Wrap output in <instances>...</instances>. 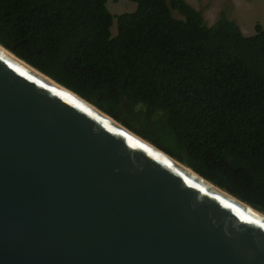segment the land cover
I'll return each instance as SVG.
<instances>
[{"label":"water","instance_id":"1","mask_svg":"<svg viewBox=\"0 0 264 264\" xmlns=\"http://www.w3.org/2000/svg\"><path fill=\"white\" fill-rule=\"evenodd\" d=\"M41 74L0 49V264H264L263 212Z\"/></svg>","mask_w":264,"mask_h":264},{"label":"trees","instance_id":"2","mask_svg":"<svg viewBox=\"0 0 264 264\" xmlns=\"http://www.w3.org/2000/svg\"><path fill=\"white\" fill-rule=\"evenodd\" d=\"M127 1L114 17L107 0H0V45L264 213V28Z\"/></svg>","mask_w":264,"mask_h":264},{"label":"rangeland","instance_id":"3","mask_svg":"<svg viewBox=\"0 0 264 264\" xmlns=\"http://www.w3.org/2000/svg\"><path fill=\"white\" fill-rule=\"evenodd\" d=\"M193 8L201 12L207 25H212L221 12L234 21L245 36L255 34L256 25L264 28V0H184ZM106 7L112 16L123 13H132L136 4L127 0H107ZM176 18H180L176 12ZM116 21L114 19L111 33L116 34Z\"/></svg>","mask_w":264,"mask_h":264},{"label":"bare ground","instance_id":"4","mask_svg":"<svg viewBox=\"0 0 264 264\" xmlns=\"http://www.w3.org/2000/svg\"><path fill=\"white\" fill-rule=\"evenodd\" d=\"M0 49L3 50L5 53H7L8 55H10L12 58H14L15 60H17L19 63H21L23 66H25L26 68H28L29 70L37 73L38 75H40L41 77H43L44 79H46L47 81L51 82L49 79H47L45 76H43L41 73H39L38 71L34 70L32 67H30L29 65H27L26 63H24L22 60L18 59L17 57H15L13 54L9 53L8 51H6L3 47L0 46ZM52 83V82H51ZM54 84V83H52ZM62 90H64L65 92L69 93L70 95H72L74 98H76L77 100H80V98H78L76 95H74L73 93H70L69 91L65 90L64 88L60 87ZM82 101V100H80ZM83 102V101H82ZM86 106L90 107L91 109H93L94 111H96L97 113H100L98 110H96L93 106H91L90 104L83 102ZM101 114V113H100ZM103 115V114H101ZM105 116V115H104ZM106 117V116H105ZM189 171V170H188ZM248 209L254 211L257 213V211L253 210L252 208L246 206ZM259 215H261V217L264 218V214L258 213Z\"/></svg>","mask_w":264,"mask_h":264}]
</instances>
